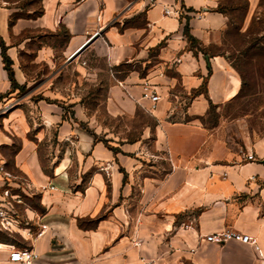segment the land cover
<instances>
[{
	"label": "crops",
	"instance_id": "obj_1",
	"mask_svg": "<svg viewBox=\"0 0 264 264\" xmlns=\"http://www.w3.org/2000/svg\"><path fill=\"white\" fill-rule=\"evenodd\" d=\"M228 1L0 0V39L23 88L11 89L0 50V202L16 220L0 231L15 240L0 242V264H19L16 248L37 254L32 264H264V139L247 161L208 147L199 121L240 89L207 51ZM260 1L245 0L244 28ZM185 23L202 50L189 48ZM96 88L117 131L96 122ZM222 229L258 251L202 240Z\"/></svg>",
	"mask_w": 264,
	"mask_h": 264
},
{
	"label": "rangeland",
	"instance_id": "obj_2",
	"mask_svg": "<svg viewBox=\"0 0 264 264\" xmlns=\"http://www.w3.org/2000/svg\"><path fill=\"white\" fill-rule=\"evenodd\" d=\"M25 3L21 1L18 6ZM245 8L244 0L227 2L224 10L229 22L221 43L207 49L210 54L223 56L237 73L239 92L230 101L220 105L210 104L199 118L201 127L208 134V147L213 143L220 144L241 159L252 145L264 139V0L260 1L259 10L246 28L242 25ZM189 48L202 50L197 44H189ZM100 81L104 88L105 79L100 77ZM94 99L96 122L117 131L118 124L110 120L104 111V91L96 88ZM8 239L15 242L0 234V242Z\"/></svg>",
	"mask_w": 264,
	"mask_h": 264
},
{
	"label": "built area",
	"instance_id": "obj_3",
	"mask_svg": "<svg viewBox=\"0 0 264 264\" xmlns=\"http://www.w3.org/2000/svg\"><path fill=\"white\" fill-rule=\"evenodd\" d=\"M147 1L148 5L151 6L155 3V0H145ZM164 15H175L179 16L182 13V10H176V11H170L168 8L163 9ZM100 22V17H97V23ZM98 30H100V27H98ZM95 34H99V32H96ZM143 99H148L151 103L150 109H154L156 104L159 102L158 95L149 87H147L144 92L142 93ZM245 159L247 161L254 160V157L252 154H246ZM6 177L9 178L10 176L6 174ZM50 189L53 190L54 188L50 186ZM8 192L5 191L3 193V197H8ZM16 201H19V199H16ZM16 224V220L14 218V211L12 204L7 201H1L0 202V231L3 232H12L13 226ZM43 231V228L40 232L36 234V236L40 235ZM31 235V232L28 233V236ZM202 240H204L207 243H212L216 245H224L228 242H235L240 244H250L254 247L256 251H258V246L256 242L249 237L246 234H243L239 231H230L228 229H222L218 232L211 233L209 235H206L202 237ZM134 246H139V243L134 242ZM192 251V250H191ZM38 258V255L35 254L31 249L28 248H16L13 251H11L9 260L11 262L19 263V264H32L36 259ZM140 264H152L151 261L144 260L143 258L140 259Z\"/></svg>",
	"mask_w": 264,
	"mask_h": 264
},
{
	"label": "trees",
	"instance_id": "obj_4",
	"mask_svg": "<svg viewBox=\"0 0 264 264\" xmlns=\"http://www.w3.org/2000/svg\"><path fill=\"white\" fill-rule=\"evenodd\" d=\"M245 1V0H244ZM246 4V2H245ZM220 12H225L222 9H218ZM183 34L186 38V40L188 41V43L190 45H194L197 44L196 40L189 34L188 28H187V24L185 23L183 26ZM0 50H1V57H2V62H3V66L4 69L6 70L7 74H8V78L11 82V89H18V90H22L23 88L19 85H17L14 80H13V76H12V70H11V61L9 60V58L6 56L5 54V47L3 45V42L0 39ZM203 86V85H202ZM1 98V97H0ZM105 144V142H104ZM106 145V144H105ZM107 146V145H106ZM108 147V146H107ZM110 148V147H108ZM111 149V148H110ZM113 150V149H112ZM1 234V233H0Z\"/></svg>",
	"mask_w": 264,
	"mask_h": 264
},
{
	"label": "water",
	"instance_id": "obj_5",
	"mask_svg": "<svg viewBox=\"0 0 264 264\" xmlns=\"http://www.w3.org/2000/svg\"><path fill=\"white\" fill-rule=\"evenodd\" d=\"M98 35V34H95ZM91 41V39H89L85 44H83L81 47H79L68 59L67 61H70L72 59H74L76 56H78L81 51H83V49L89 44V42Z\"/></svg>",
	"mask_w": 264,
	"mask_h": 264
}]
</instances>
